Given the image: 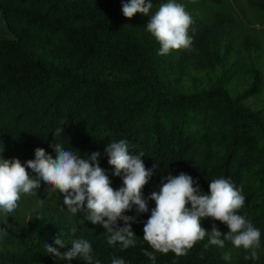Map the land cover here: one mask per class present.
<instances>
[{"label":"trees","instance_id":"16d2710c","mask_svg":"<svg viewBox=\"0 0 264 264\" xmlns=\"http://www.w3.org/2000/svg\"><path fill=\"white\" fill-rule=\"evenodd\" d=\"M177 1L193 17L192 44L158 55L160 44L146 26L168 0H152L149 15L132 18L122 12L130 0H0L13 35L0 37V149L5 147V158L25 163L35 158L37 147L55 158L52 142L82 157L99 151L101 167L119 189L122 176L113 174L104 150L113 140H126L130 154H145L147 168L157 165L143 189L145 198L169 174L191 175L206 193L210 181L230 179L243 188L240 214L261 231L258 259L246 260L250 250L231 241L205 248L206 236L184 256L156 252L155 264H264V107L246 105L264 90L263 39L239 22L230 0ZM243 1L264 20V0ZM242 57L250 78L235 92L230 81ZM230 61L228 74L223 66ZM57 128L64 131L55 137ZM46 187L42 183L36 195L26 196L23 212L0 211V227L7 229L0 235V264H86L46 253V243L59 248L55 237L61 233L67 244L61 252L72 240L86 239L101 264L113 258L153 264L143 254L153 251L143 228L154 200L146 213L137 215L135 206L125 213L137 216L132 224L137 243L122 249L107 243L110 234L101 225L72 214L59 190ZM213 224L229 231L212 218L202 221L208 231ZM225 252L231 260L222 259Z\"/></svg>","mask_w":264,"mask_h":264},{"label":"clouds","instance_id":"9594fccd","mask_svg":"<svg viewBox=\"0 0 264 264\" xmlns=\"http://www.w3.org/2000/svg\"><path fill=\"white\" fill-rule=\"evenodd\" d=\"M153 8L152 0H130L124 3L122 12L132 18L136 13L149 15ZM147 23V30L160 44L158 55L169 54L172 50L189 48L192 37L189 29L193 17L183 3L168 0L160 5ZM64 129L57 128L55 137L62 135ZM56 156L53 158L44 148L35 149V158L22 162L18 157L5 158V147L0 149V211L13 213L23 195H36L42 183L48 192L59 190L63 203L72 214L83 213L86 221L101 225L108 236L107 243H119L122 249L134 247L137 243L132 224L138 222L137 216L126 215L135 206L137 215L149 211L148 201L154 200L155 207L144 223L143 240L153 251L143 250L155 264L156 252L167 254L170 251L177 256L187 255L195 244L209 237L204 245L225 246L231 241L236 247L250 250L245 259H258L257 249L261 247V231L251 220L240 214L245 204L243 188H237L230 179L217 178L209 183L208 192L202 191L198 181L189 174H169L158 191L145 198L143 189L153 175L152 169L145 166L141 159L145 154L133 155L129 152L126 140H113L105 148L109 165L114 168L115 176H122L123 186L112 187L107 170L100 165L101 153L94 151L78 155L65 149L62 143L50 145ZM31 169V171H29ZM39 204L42 206L43 201ZM205 218H212L227 225L229 231L222 232L215 224L211 231L202 226ZM123 220L120 226L118 221ZM75 231V229H73ZM7 229L0 227V235ZM62 233L55 237V244L46 243V253L58 259L80 258L86 264H101L94 259L92 244L86 239H74L67 251ZM224 260H231V253L225 252ZM111 264H126L123 258H113Z\"/></svg>","mask_w":264,"mask_h":264},{"label":"rangeland","instance_id":"374dc122","mask_svg":"<svg viewBox=\"0 0 264 264\" xmlns=\"http://www.w3.org/2000/svg\"><path fill=\"white\" fill-rule=\"evenodd\" d=\"M178 2V1H177ZM233 10L232 12L236 16V18L239 20V22L242 25H245V27L249 28V32L252 36H259L263 39L262 43V50L260 52L259 61L262 67V70L264 71V20L256 13L254 12L243 0H230ZM0 37H13V35L10 33V31L7 29L6 23L4 19L1 16L0 12ZM248 61H246L245 57H242V59L237 63L239 67V72L236 78L231 79L230 86L233 88V91L237 92L240 89H242L244 86H246L248 82V78H250V72L246 68V64ZM232 62L225 63L223 66V71H228V74H230V71L228 69H231ZM246 105L254 110L262 109L264 107V90L263 92L258 96L250 97L246 100ZM26 196L23 195L21 197V200L18 202L19 206L21 203V206L16 209V211L23 212L24 207V199L26 200Z\"/></svg>","mask_w":264,"mask_h":264}]
</instances>
